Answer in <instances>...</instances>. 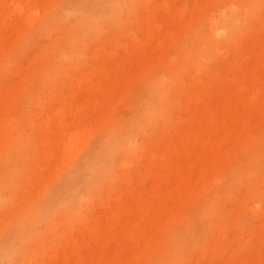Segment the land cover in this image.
Returning <instances> with one entry per match:
<instances>
[{"label": "rangeland", "instance_id": "rangeland-1", "mask_svg": "<svg viewBox=\"0 0 264 264\" xmlns=\"http://www.w3.org/2000/svg\"><path fill=\"white\" fill-rule=\"evenodd\" d=\"M71 1L0 9V264H261L264 0Z\"/></svg>", "mask_w": 264, "mask_h": 264}, {"label": "bare ground", "instance_id": "bare-ground-1", "mask_svg": "<svg viewBox=\"0 0 264 264\" xmlns=\"http://www.w3.org/2000/svg\"><path fill=\"white\" fill-rule=\"evenodd\" d=\"M71 3L74 5V0L73 1H71ZM234 5H236V2L234 1V0H229V2L227 3V4H225V6H224V10H229L230 11V13H231V15H230V22L231 23H233L235 26H236V28H239L240 27V24L238 25L237 24V21H239V19H240V16H238V15H235L236 13H238V12H240V11H243V12H245V13H247L246 11H247V9L245 8V6H243V5H241V7L240 6H238L237 7V10L236 9H234L233 8V6ZM19 7V6H18ZM3 8H4V6H3V0H0V9H1V12H3L4 10H3ZM51 24L52 23H47V24H45V28L47 29V30H49V31H51ZM209 24H210V30H211V32H212V34L214 35V36H216V38L217 39H219V38H221L223 35L221 34V26L219 25V23H218V20H216V17H214L213 15H212V17L209 19ZM238 31L240 30V29H237ZM60 53H61V55H63V53H64V51L63 50H61L60 51ZM4 106H6L5 104H2V105H0V111L2 112L3 111V109H4ZM5 111V110H4ZM10 123H12V122H10ZM188 133L186 132V131H183V135H187ZM188 137H190L191 139H192V141L195 143V142H197V141H200L199 140V138H200V136L196 133V131L195 132H192L191 134H189V136ZM74 137H72V139H73ZM202 153V149H198V150H196V155H199V154H201ZM220 153L221 152H219V150H214L212 153H211V155H212V160L213 159H215V160H219V159H221V155H220ZM210 153H207L206 152V155H209ZM212 162H216V161H212ZM218 163V165H219V162H217ZM152 189H154V185L152 186ZM153 191V190H152ZM153 195H154V193H148V195H146V197L144 198V199H142V203L143 204H145V205H152V201H153ZM90 233H91V231H89ZM120 264H126V261H121V263Z\"/></svg>", "mask_w": 264, "mask_h": 264}, {"label": "snow or ice", "instance_id": "snow-or-ice-1", "mask_svg": "<svg viewBox=\"0 0 264 264\" xmlns=\"http://www.w3.org/2000/svg\"><path fill=\"white\" fill-rule=\"evenodd\" d=\"M233 7H235V6H233ZM244 23H246V21H244V20H239V21H237V24H238V25H239V24H244ZM261 264H264V260L261 261Z\"/></svg>", "mask_w": 264, "mask_h": 264}]
</instances>
